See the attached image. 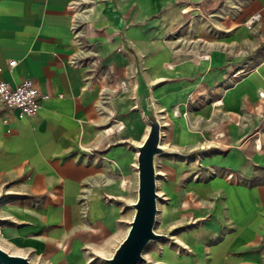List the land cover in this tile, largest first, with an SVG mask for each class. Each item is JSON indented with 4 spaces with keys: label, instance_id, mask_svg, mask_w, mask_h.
Masks as SVG:
<instances>
[{
    "label": "crops",
    "instance_id": "crops-1",
    "mask_svg": "<svg viewBox=\"0 0 264 264\" xmlns=\"http://www.w3.org/2000/svg\"><path fill=\"white\" fill-rule=\"evenodd\" d=\"M0 78L43 94L31 116L0 107L3 251L106 264L133 214L149 110L155 192L188 194L185 210L156 197L173 232L160 264H259L264 0H0Z\"/></svg>",
    "mask_w": 264,
    "mask_h": 264
},
{
    "label": "water",
    "instance_id": "water-1",
    "mask_svg": "<svg viewBox=\"0 0 264 264\" xmlns=\"http://www.w3.org/2000/svg\"><path fill=\"white\" fill-rule=\"evenodd\" d=\"M149 126L147 136L138 146L136 156L137 186L136 198L131 204L133 214L123 239L112 254L104 259L106 264H135L143 260L141 251L149 240L162 236L153 230L156 212L154 157L163 150L158 146L159 125L148 110L144 113ZM0 264H29L26 258L12 256L0 248Z\"/></svg>",
    "mask_w": 264,
    "mask_h": 264
},
{
    "label": "built area",
    "instance_id": "built-area-1",
    "mask_svg": "<svg viewBox=\"0 0 264 264\" xmlns=\"http://www.w3.org/2000/svg\"><path fill=\"white\" fill-rule=\"evenodd\" d=\"M258 20V14H253L243 22L246 28H249L254 21ZM206 56V55H204ZM14 60L7 62L8 66H12ZM123 87V83L119 84ZM43 94L35 86L34 82L29 78H23L13 86L9 85L0 78V107L16 110L18 113L31 116L37 112ZM235 174L229 171L225 174L227 180L235 179ZM261 260L259 264H264V232L261 236Z\"/></svg>",
    "mask_w": 264,
    "mask_h": 264
},
{
    "label": "rangeland",
    "instance_id": "rangeland-1",
    "mask_svg": "<svg viewBox=\"0 0 264 264\" xmlns=\"http://www.w3.org/2000/svg\"><path fill=\"white\" fill-rule=\"evenodd\" d=\"M160 154V153H159ZM197 158H198V154H196ZM205 165L202 164L200 165V163H196V166L191 168L190 170L186 171V175L192 173V171L195 169V173L197 175L201 174L205 167ZM165 169V168H164ZM187 177V176H186ZM187 177L183 182L180 183V188H186L187 185V181H188ZM189 179H197V177L193 174L192 176H190ZM160 181H157V190L159 191V196H157V206L159 208H161L162 206H171V205H175L176 207L180 206V201H182V209L185 210L187 209V202H188V194L186 193H181L180 196L178 197V201H174L173 203H171V199L168 195V192H166L165 190H161L160 189ZM183 192V191H182ZM173 201V199H172ZM131 211L133 212V209L131 208ZM129 219V218H128ZM185 222H188V220H185ZM125 227H128V224H125ZM168 224H166L167 226ZM165 225L160 224V222L158 221V217L157 219H155L154 224H153V230L158 233L161 234L162 236H160L157 239L154 240H149L146 245L144 246V248L141 251V256L143 258V260H139L137 261L135 264H160L162 263L161 261V253L162 251L166 248H168L169 246V239H170V235L171 233V225L166 227ZM119 238L117 240H115L112 245H111V250L115 247V245L117 244Z\"/></svg>",
    "mask_w": 264,
    "mask_h": 264
}]
</instances>
